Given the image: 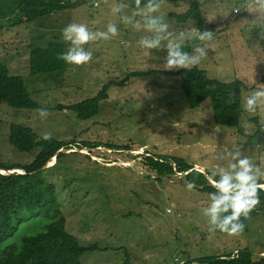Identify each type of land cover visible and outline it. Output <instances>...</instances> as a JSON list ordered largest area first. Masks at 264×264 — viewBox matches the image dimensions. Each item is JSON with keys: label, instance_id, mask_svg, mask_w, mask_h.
Returning <instances> with one entry per match:
<instances>
[{"label": "rangeland", "instance_id": "1", "mask_svg": "<svg viewBox=\"0 0 264 264\" xmlns=\"http://www.w3.org/2000/svg\"><path fill=\"white\" fill-rule=\"evenodd\" d=\"M197 1L203 30L211 31L213 38L202 45L207 55L196 66L220 81L241 80L243 105L251 91L264 88V13L250 11L252 0ZM95 2L81 0L73 8L39 19L40 31H54L64 51L69 44L61 30L71 22L87 23L92 30H105L107 23L115 22L118 28L117 36L84 45L93 50L88 63H66L52 74L30 75L27 70L33 23L0 29V61L22 77L38 104L29 109L0 103V163H28L39 149L17 151L8 141L12 123L31 127L38 144L66 143L57 151L63 154L44 165L43 175L56 187L65 230L80 245L98 247L84 252L81 264L128 260L129 264H196L203 257H232L243 251L254 264H264L263 214L250 216L247 228L236 235L210 231L202 214L210 203L209 194L195 187L189 190L180 173L158 180L145 163L147 155L168 154L197 170L212 172L227 168V153L239 150L264 169V105L255 113L243 108L236 127L215 124L210 100L190 108L179 77L163 67L167 49L139 46L141 36L153 35L143 29L141 18L132 17L141 22L140 31L120 22L119 16H132L135 11L131 0H100L99 7ZM112 3L128 7L113 15ZM188 6L189 1L162 2L155 15H162L173 33L189 32L195 21H177L173 15L184 13ZM93 20L99 23L93 25ZM133 72L143 74L130 75ZM106 83L110 84L107 97L99 101L98 113L87 119L77 117L75 106L98 94ZM40 108L47 109L48 115L41 117ZM259 181L264 184V178ZM28 226L14 238L42 229L38 222L30 221Z\"/></svg>", "mask_w": 264, "mask_h": 264}, {"label": "trees", "instance_id": "2", "mask_svg": "<svg viewBox=\"0 0 264 264\" xmlns=\"http://www.w3.org/2000/svg\"><path fill=\"white\" fill-rule=\"evenodd\" d=\"M176 1L180 0H162ZM181 1H189V6L184 13H173L177 21L191 19L203 31L204 20L198 1ZM79 2L81 0H0V29L33 23L30 27V43L27 46V70L30 75L52 74L65 68L66 62L58 59V54L64 51L63 43L54 31L50 34L40 31L38 22L41 17L65 8H73ZM146 3L147 0H141V6ZM130 5L135 7L134 0H131ZM32 31L36 32L35 35ZM196 43L199 42L185 41L182 51H190ZM8 70V66L0 61V103L14 108H37L38 104L31 98L22 77ZM170 73L179 77L180 87L190 108H195L205 99H209L215 124L228 127L239 125L243 111L242 90L245 87L241 80L220 81L208 77L206 71L196 65L190 69H174ZM142 74L143 72H133L130 75ZM109 83L104 84L98 94L81 100L75 106L77 117L87 119L98 113L99 101L107 97ZM8 141L20 152H30L37 146L39 149L28 163H0V169L14 170L11 173L0 171V264H81L80 256L98 247L80 245L76 237L65 230L66 219L56 195V187L43 175L44 165L53 156L58 158L63 154L57 151L66 146V143L60 140L54 145L38 144L37 135L32 128L21 123L10 125ZM84 145L90 144L85 142ZM145 163L157 174L158 180L180 173L186 183H191L202 192L210 194L216 191L209 179H218V176L213 177L212 172L195 169L181 157L168 154L147 155ZM258 183L262 184L260 181ZM258 198L259 203L247 218H240L244 229L248 226L250 216L264 215V188L258 187ZM30 221L38 222L42 229L35 234L24 232L14 238L19 230L28 229ZM197 261L196 264H254L246 251L237 256L214 259L203 257ZM125 264H129V260Z\"/></svg>", "mask_w": 264, "mask_h": 264}, {"label": "clouds", "instance_id": "3", "mask_svg": "<svg viewBox=\"0 0 264 264\" xmlns=\"http://www.w3.org/2000/svg\"><path fill=\"white\" fill-rule=\"evenodd\" d=\"M104 2L107 3V0ZM134 5L135 11L132 16H119L120 22L125 25L132 24L133 29L140 31L141 22L133 21L132 17L141 18L143 29L153 35L141 36L139 46L148 50L167 49L163 65L166 70L190 69L207 55L206 48L202 45L212 40L211 31H201L193 27L189 32L173 33L169 30L170 25L164 17L155 15L161 8L162 0H147L143 7L141 0H134ZM94 6L99 7L100 0H96ZM127 7L128 5L123 3H112L110 10L113 15H117ZM250 11L264 13V0H252ZM91 23L96 25L99 21L93 20ZM61 34L69 47L58 54V59L68 64L82 65L88 63L93 56V50L86 49L84 45L98 40H109L118 35V28L115 22L107 23L105 30H92L87 23L71 22L61 30ZM189 40L199 42L192 45L191 53L182 51L185 41ZM161 41L167 43L162 44ZM259 105H264V88L251 91L244 99L242 107L248 113H255ZM38 114L41 117L47 116V109H38ZM244 126H248L246 122ZM214 131L219 132V129L215 128ZM44 138H48L47 135ZM227 156H230L227 168L217 167L212 171L213 177H219L212 181L216 191L209 194L210 203L203 208L202 214L208 218L210 231L219 230L236 235L244 229L240 218L242 216L247 218L250 211L259 203L258 187L264 188V184H259L258 181L264 178V169L257 166L250 157L243 156L239 150L227 153ZM187 187L190 190L193 185L189 183Z\"/></svg>", "mask_w": 264, "mask_h": 264}, {"label": "water", "instance_id": "4", "mask_svg": "<svg viewBox=\"0 0 264 264\" xmlns=\"http://www.w3.org/2000/svg\"><path fill=\"white\" fill-rule=\"evenodd\" d=\"M209 181L212 183L213 180H210V179H209Z\"/></svg>", "mask_w": 264, "mask_h": 264}]
</instances>
